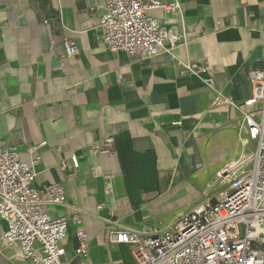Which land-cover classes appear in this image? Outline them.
<instances>
[{
  "label": "crops",
  "instance_id": "crops-1",
  "mask_svg": "<svg viewBox=\"0 0 264 264\" xmlns=\"http://www.w3.org/2000/svg\"><path fill=\"white\" fill-rule=\"evenodd\" d=\"M164 1L180 4L185 42L136 61L100 43L104 0H0V148L15 147L24 162L39 157L35 187L62 185L65 205L47 212L68 221L61 246L70 264H134L128 246L108 241L109 228L168 225L201 200L217 169L254 148H243L239 121L248 73L264 67V0ZM177 60L200 77L181 75ZM108 135L117 154L90 148ZM79 227L85 255L75 252ZM5 229L0 218V236ZM0 264L25 263L0 248Z\"/></svg>",
  "mask_w": 264,
  "mask_h": 264
},
{
  "label": "built area",
  "instance_id": "built-area-1",
  "mask_svg": "<svg viewBox=\"0 0 264 264\" xmlns=\"http://www.w3.org/2000/svg\"><path fill=\"white\" fill-rule=\"evenodd\" d=\"M162 9L172 25L151 16ZM182 9L177 1L104 0L98 17V39L111 52H124L136 61L148 60L185 42ZM67 56L77 54L73 38L63 40ZM181 75L200 77L202 69L177 60ZM210 88L211 77L201 78ZM251 96L240 110L239 131L243 148L254 144L237 159L215 171L201 200L174 221L159 229L109 228L108 241L129 247L134 264H264V67L248 73ZM180 124V122H175ZM45 142L29 145L33 153ZM90 148L96 153L117 154L113 135ZM70 160L77 167L75 156ZM20 159L15 147L0 148V218L6 229L0 248H12L25 264H70L63 260L61 243L67 235L66 217L52 218L47 208L65 205L60 183L35 187L34 164ZM72 221L81 223L78 212ZM77 255L87 253L86 233L77 229Z\"/></svg>",
  "mask_w": 264,
  "mask_h": 264
}]
</instances>
